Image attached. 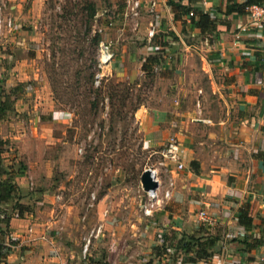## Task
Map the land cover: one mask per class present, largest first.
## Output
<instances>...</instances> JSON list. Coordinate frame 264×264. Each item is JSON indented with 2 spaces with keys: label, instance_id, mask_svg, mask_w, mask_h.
Wrapping results in <instances>:
<instances>
[{
  "label": "crops",
  "instance_id": "crops-1",
  "mask_svg": "<svg viewBox=\"0 0 264 264\" xmlns=\"http://www.w3.org/2000/svg\"><path fill=\"white\" fill-rule=\"evenodd\" d=\"M141 1H155L159 14L155 39L149 43L146 32L151 17L142 10L139 29L145 42L140 49L141 62L153 55L156 47L165 49L167 55L166 61L154 69L156 101L150 107L152 112L147 114L143 109L135 116L142 137L153 146L163 147L171 136L181 144L184 171L181 176L176 175L174 165L170 166L171 175L166 180L171 178L174 183L172 200L154 217L144 218L138 203L134 211L137 219L127 223L125 218L130 214L126 211L134 198L125 188L113 191L117 181L109 183L104 178L100 184L110 186H104L97 194L95 204L96 214L101 217L98 222L103 226L101 238L107 229L114 235L127 225L150 248L158 247L154 231L163 237L173 236L175 240L164 241L165 252L173 250L181 259L180 264H264V242L255 246L264 237V21L260 25L251 23L247 14L239 17L218 12L228 0H171L195 12L213 13L216 32L201 33L191 26L188 13L176 12V20L168 0ZM164 44L167 46L162 48ZM128 71L123 65L121 72ZM139 76L140 80L146 78L142 70ZM9 126H12L9 121L1 124L0 138L7 141L6 154L14 146L20 157L19 166L22 164L25 169L16 171L14 176V183L22 193L20 203L30 206L31 202L35 208L17 218L12 203L0 204V221L5 217L0 222V264H100L92 250L99 239L93 241L85 258L81 253L76 255L74 246H64L54 239L60 229L73 228L70 223L58 226L60 220L52 219L58 204L53 202L55 198H50L55 194L42 191L38 202L31 195H24L34 179V184H54L49 178L40 177L41 171L47 174L49 169V161L35 151L43 132L34 129L19 133L14 129L13 133ZM4 166L8 170L12 163ZM137 193L139 198V185ZM82 200L78 199L77 208ZM244 206H248L252 217L251 229L238 225L235 218ZM200 210L206 211V221L197 217ZM95 211H90L92 217ZM105 211L107 216L103 214ZM186 215L201 221L203 236L217 238L212 256L206 261L189 263L174 245L181 234L192 232L187 230ZM159 257L154 252L145 264H157Z\"/></svg>",
  "mask_w": 264,
  "mask_h": 264
},
{
  "label": "rangeland",
  "instance_id": "rangeland-1",
  "mask_svg": "<svg viewBox=\"0 0 264 264\" xmlns=\"http://www.w3.org/2000/svg\"><path fill=\"white\" fill-rule=\"evenodd\" d=\"M123 6V0H0V89L2 100L9 104L0 126L9 121L11 131L43 132L35 151L49 161V169L47 174L41 171L40 177L54 184H34V179L24 195L38 202L42 191L55 194L50 198L58 204L52 219L60 220L58 226L70 223L73 228L60 229L54 239L74 246L81 257L84 235L102 223L95 211L97 194L110 185L100 182L104 178L109 183L117 181L113 191L125 188L134 198L126 211L131 215L125 218L127 223L137 219L134 211L141 172L146 166L161 170L160 163H167L164 147H155L142 137L135 116L143 109L152 112L156 88L152 79L139 78L145 40L141 24L133 30L124 22ZM100 40L111 41L116 56L102 71L101 85L95 87ZM123 65L129 68L127 73L121 72ZM0 140L6 146L7 141ZM13 147L9 154H2L1 165L5 171L4 165L11 162L13 171L20 172L25 169L19 166L20 157ZM183 171L174 172L180 175ZM167 175L162 174L164 182ZM91 192L96 201L88 208ZM78 199H83L80 209L75 206ZM29 205L32 212L35 204ZM91 210L95 211L93 217ZM193 219L186 215L187 230L192 232L185 235L198 237L202 223ZM130 230L126 225L114 235L109 229L104 232L92 247L100 264H145L153 256L156 247H148Z\"/></svg>",
  "mask_w": 264,
  "mask_h": 264
},
{
  "label": "built area",
  "instance_id": "built-area-1",
  "mask_svg": "<svg viewBox=\"0 0 264 264\" xmlns=\"http://www.w3.org/2000/svg\"><path fill=\"white\" fill-rule=\"evenodd\" d=\"M123 11L121 13L122 18L127 26L131 27L133 30H136L139 26V21L141 18L142 10H144L151 19L148 23V29L146 32V39L149 43L153 42V39L156 35L158 28L159 14L157 12V3L155 1H150L148 3H143L141 0H123ZM1 11V7H0ZM246 14L249 17L251 23L263 24L264 21V5H252L246 9ZM190 17L192 13L188 14ZM1 22V15H0ZM8 27L11 30V23L8 21ZM154 54L159 51V48L156 47L153 49ZM153 54V55H154ZM115 51L111 41L100 40L97 45V57H96V69L97 71L93 76V84L95 87L101 85L103 80L102 71L109 67L111 63L115 60ZM156 71V69H155ZM165 153L163 154L167 158V163L162 162L160 170L155 166H146L141 174L145 171L149 173L150 179L156 182L157 187L148 191H144L140 180V197H139V209L144 218H152L155 213L158 212L168 201L172 199L174 183L171 178L167 179L165 182L162 179V174H170V166L174 165V171L180 172L184 170V164L182 162L183 158V148L181 144L174 138L169 137L166 143L163 145ZM171 163V164H170ZM171 175V174H170ZM141 176V175H140ZM96 201V195L94 192H91L89 195V207L93 206ZM107 212L105 211L104 215L106 216ZM197 217L201 221H206L207 213L205 210H200L197 213ZM102 224L97 225L92 228L91 231L84 238V244L82 247L83 257H87L90 253V248L94 240L99 239L103 234ZM154 236L156 237V242L158 247H162L164 244V237L160 235L157 231H154ZM173 250L165 252L160 255L157 260V264H180L181 259L175 256ZM264 261V258L262 259Z\"/></svg>",
  "mask_w": 264,
  "mask_h": 264
},
{
  "label": "trees",
  "instance_id": "trees-1",
  "mask_svg": "<svg viewBox=\"0 0 264 264\" xmlns=\"http://www.w3.org/2000/svg\"><path fill=\"white\" fill-rule=\"evenodd\" d=\"M167 4L172 9H174L176 20L178 14L184 15L187 13H192L193 15L190 19L192 27L199 29L201 33L212 34L216 32V19L213 16V13H204L202 11L195 12L192 11L191 8L174 3L171 0H168ZM252 5L262 6L264 5V0H237L235 2H233V0H228L222 9L218 8L217 11L227 16L237 15L240 17L245 15L247 13L246 9ZM173 40L175 39L173 38ZM161 46L162 48H165L167 44ZM166 55L167 53L165 49H161L156 54L149 55L145 58L144 63L141 65V70L144 72L146 78L148 77L153 79L155 67L160 66L166 61ZM2 94L4 93L0 89V121L6 117L9 110V104L6 100L3 101L1 98ZM4 147L5 143L0 140V204L12 203L14 216L17 218H22L25 213L30 212V208L20 203V200L22 199V193L12 180V178H14L13 175H15L13 167H8V170L4 171L1 165V156L6 152ZM235 218L238 225L244 227L245 229L252 228V217L249 215L248 206H244V208L239 211ZM0 222H4V219ZM172 239L175 240L173 236L164 235L165 242H168V240ZM216 241L217 238L215 236H203L202 232H200L198 237L181 234L180 238L176 240L174 245L177 250L181 251L185 256H187L189 263H196L202 260L206 261L212 256L211 249L215 246ZM263 242L264 237H262V240L259 243H256L255 246L260 243L262 244ZM165 248V243L162 245V247H156V256L159 257Z\"/></svg>",
  "mask_w": 264,
  "mask_h": 264
},
{
  "label": "water",
  "instance_id": "water-1",
  "mask_svg": "<svg viewBox=\"0 0 264 264\" xmlns=\"http://www.w3.org/2000/svg\"><path fill=\"white\" fill-rule=\"evenodd\" d=\"M140 183L144 191L155 189L157 187L156 182L150 179L149 173L147 171L141 174Z\"/></svg>",
  "mask_w": 264,
  "mask_h": 264
}]
</instances>
